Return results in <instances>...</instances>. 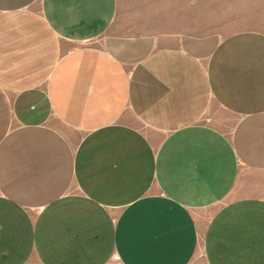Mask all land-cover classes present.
Here are the masks:
<instances>
[{
	"label": "crops",
	"instance_id": "crops-1",
	"mask_svg": "<svg viewBox=\"0 0 264 264\" xmlns=\"http://www.w3.org/2000/svg\"><path fill=\"white\" fill-rule=\"evenodd\" d=\"M119 8L0 0V264H264V20Z\"/></svg>",
	"mask_w": 264,
	"mask_h": 264
},
{
	"label": "rangeland",
	"instance_id": "rangeland-1",
	"mask_svg": "<svg viewBox=\"0 0 264 264\" xmlns=\"http://www.w3.org/2000/svg\"><path fill=\"white\" fill-rule=\"evenodd\" d=\"M118 20L131 34L226 35L264 20V0H120Z\"/></svg>",
	"mask_w": 264,
	"mask_h": 264
}]
</instances>
